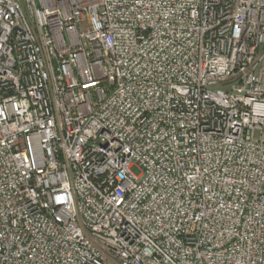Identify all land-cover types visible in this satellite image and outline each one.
Segmentation results:
<instances>
[{"label":"built area","instance_id":"1","mask_svg":"<svg viewBox=\"0 0 264 264\" xmlns=\"http://www.w3.org/2000/svg\"><path fill=\"white\" fill-rule=\"evenodd\" d=\"M0 264H264V0H0Z\"/></svg>","mask_w":264,"mask_h":264},{"label":"rangeland","instance_id":"2","mask_svg":"<svg viewBox=\"0 0 264 264\" xmlns=\"http://www.w3.org/2000/svg\"><path fill=\"white\" fill-rule=\"evenodd\" d=\"M96 98V97H95Z\"/></svg>","mask_w":264,"mask_h":264}]
</instances>
